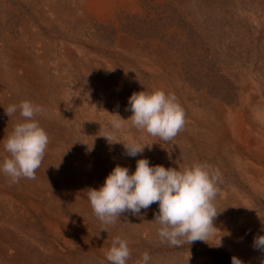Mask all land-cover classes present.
<instances>
[{
	"label": "rangeland",
	"instance_id": "obj_1",
	"mask_svg": "<svg viewBox=\"0 0 264 264\" xmlns=\"http://www.w3.org/2000/svg\"><path fill=\"white\" fill-rule=\"evenodd\" d=\"M162 89L185 111L169 142L131 126L129 97ZM28 100L49 143L35 179L0 171V264H111L114 237L136 264H264V0H0V164L17 123L5 109ZM144 146L136 157L103 135ZM219 170L221 211L208 241L169 246L158 202L105 226L86 190L116 165ZM223 210V211H222ZM107 227V231L101 230ZM220 242V246H215Z\"/></svg>",
	"mask_w": 264,
	"mask_h": 264
},
{
	"label": "clouds",
	"instance_id": "obj_2",
	"mask_svg": "<svg viewBox=\"0 0 264 264\" xmlns=\"http://www.w3.org/2000/svg\"><path fill=\"white\" fill-rule=\"evenodd\" d=\"M129 105L132 115L127 120L130 119L131 126L164 142L175 138L185 125V111L174 93L162 89L134 92L129 97ZM17 109L24 122L17 123L7 133L3 146L9 155L0 164V171L12 183H18L21 178L35 179L49 143L47 132L35 119L41 108L24 100L18 105H9L5 113L10 117ZM113 115L110 129L100 135L109 144L120 142L115 137L127 121L119 114ZM123 145L126 155L131 157L142 153L145 147L133 141ZM219 179V170L213 171L203 163H193L181 170L151 166L147 158H141L133 173L129 174L127 167L116 165L103 186L89 188L86 194L95 216L105 226L114 225L123 213L139 215L142 209L158 202L159 212L155 215L160 225L158 236L162 243L178 247L185 242L189 245L195 241L207 242L217 229L214 219L221 211L214 201L219 192ZM101 230L107 231V227ZM215 246H220V242ZM253 247L264 251V235L254 238ZM105 255L111 264H126L131 257L128 241L114 237ZM150 260V255L144 252L136 264H149ZM232 264L244 262L233 256Z\"/></svg>",
	"mask_w": 264,
	"mask_h": 264
}]
</instances>
